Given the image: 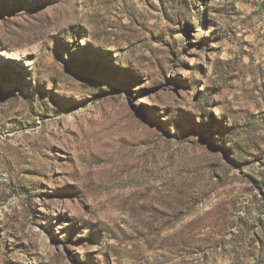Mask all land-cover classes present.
<instances>
[{"label": "rangeland", "instance_id": "rangeland-1", "mask_svg": "<svg viewBox=\"0 0 264 264\" xmlns=\"http://www.w3.org/2000/svg\"><path fill=\"white\" fill-rule=\"evenodd\" d=\"M0 264H264V0H0Z\"/></svg>", "mask_w": 264, "mask_h": 264}]
</instances>
